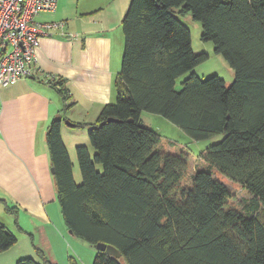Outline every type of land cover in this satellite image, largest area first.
Returning <instances> with one entry per match:
<instances>
[{
	"label": "trees",
	"instance_id": "1",
	"mask_svg": "<svg viewBox=\"0 0 264 264\" xmlns=\"http://www.w3.org/2000/svg\"><path fill=\"white\" fill-rule=\"evenodd\" d=\"M177 13L201 21L202 39L234 70L231 84L193 71L209 54L195 53ZM122 28L117 98L89 124L94 154L76 146L81 183L62 138L63 118L49 125L66 225L89 244L122 254L97 250L93 264H264V0H131ZM58 83L67 99L64 80ZM143 111L197 140L223 134L202 153L207 166L196 169L190 186L183 184L188 157L159 148L161 135L144 124ZM215 171L248 191L244 208L230 204L231 190ZM17 240L0 221V253ZM38 253L41 260L26 256L15 264H50ZM70 262L77 264L73 256Z\"/></svg>",
	"mask_w": 264,
	"mask_h": 264
},
{
	"label": "crops",
	"instance_id": "2",
	"mask_svg": "<svg viewBox=\"0 0 264 264\" xmlns=\"http://www.w3.org/2000/svg\"><path fill=\"white\" fill-rule=\"evenodd\" d=\"M121 6L116 0H78L76 6L59 0L56 10L39 13V23L62 26L41 36L33 74L0 90V221L3 214L14 216L15 227L31 237V248L20 247L15 260L35 254L41 260L39 249L50 264H60V258L71 264V256L77 264H91L95 256L91 244L70 233L64 221L47 133L53 119L63 118L61 134L75 169L76 146L91 143L89 124L117 98L122 19L129 3ZM61 80L67 99L59 91Z\"/></svg>",
	"mask_w": 264,
	"mask_h": 264
},
{
	"label": "rangeland",
	"instance_id": "3",
	"mask_svg": "<svg viewBox=\"0 0 264 264\" xmlns=\"http://www.w3.org/2000/svg\"><path fill=\"white\" fill-rule=\"evenodd\" d=\"M72 1L74 5L76 6L78 3V0H72ZM105 1L110 2L113 0H105ZM129 1L131 0H116V5L117 6L122 5L121 7L125 9L128 3H130ZM106 3L104 4L105 8H106ZM110 10H114V8L107 9V12ZM177 15L182 19V21L191 30L192 46H193L195 53L206 51L209 54V58L206 61L197 65L193 71L197 75L203 78H207L212 75H219L220 77L225 79L227 84H231L235 78L234 70L233 68H231L228 61L224 58L223 55L215 52L214 50L215 46L212 41H205L202 39L203 27H202L201 21L194 19L190 13H186L184 15H180L177 13ZM189 74L190 73L182 75L181 77L177 79L176 88L178 90L182 88L181 82ZM113 102H115V99L113 100ZM142 120L145 125H147L148 127L155 130L161 135L162 140L159 145L160 149L167 151V152L175 153V154H180V155L183 154L188 157V163H189L188 172L183 181V184L186 186L191 185L192 176H193V173L196 171V169L207 166V163L203 160L202 153L211 144H214L223 138V134H217L215 136H212L206 139H200V140L194 139L190 137L183 129L178 127L175 123H173L166 117L159 115V114L151 113L148 111L142 112ZM76 130L80 134H84L82 129L76 128ZM81 144H85V143H81ZM88 145L90 147L91 153L94 154L95 150L93 146L91 145V143ZM74 152H75L74 153L75 169L73 168L74 178L77 183H81L82 174H81V170L78 164L76 151ZM97 167L100 170L102 169V166L100 164H98ZM215 176L219 178L220 180H222L224 183H226L228 187L230 188L231 194H232L231 199H230V204L232 206H235L237 208H244V206L251 200V195L248 193L247 190L243 188L241 184L230 180L229 178L225 177L224 175L220 174L217 171H215ZM262 210H264V206L262 207ZM3 215L4 216H1L2 221H4V223L8 225L9 228L17 235V237L19 238V241H18L19 243L17 242L13 247L8 249V251H4L0 253V264H15L18 259L15 260L14 258L15 255L13 257L12 255L15 252L19 251L20 247L23 248V251L28 246L29 248H31V244H30L31 237L25 235V233H22L19 229H17V227H15L13 223L14 216L9 218L6 214H3ZM80 241L83 242L82 239H80ZM91 246L94 248L95 255H96L97 248L93 245ZM27 256H31V255H27ZM23 257H26V256H23ZM34 257H37V255L35 254ZM94 259H95V256L91 264H93ZM66 260H67L66 258L65 259L60 258V261H62L60 262V264L62 263L64 264ZM78 262L79 264H82L81 261H78ZM66 264H69L68 260Z\"/></svg>",
	"mask_w": 264,
	"mask_h": 264
},
{
	"label": "built area",
	"instance_id": "4",
	"mask_svg": "<svg viewBox=\"0 0 264 264\" xmlns=\"http://www.w3.org/2000/svg\"><path fill=\"white\" fill-rule=\"evenodd\" d=\"M58 1L0 0V90L33 74L41 36L62 26L35 17L56 10Z\"/></svg>",
	"mask_w": 264,
	"mask_h": 264
},
{
	"label": "water",
	"instance_id": "5",
	"mask_svg": "<svg viewBox=\"0 0 264 264\" xmlns=\"http://www.w3.org/2000/svg\"><path fill=\"white\" fill-rule=\"evenodd\" d=\"M67 123L69 124H72L71 122L67 121ZM54 170V169H53ZM70 233H72V231L70 230ZM95 247L97 248V250H103V251H106L108 252L109 254L117 257V258H120L121 257V252L113 245H110V244H106V243H102V242H99L95 245Z\"/></svg>",
	"mask_w": 264,
	"mask_h": 264
}]
</instances>
